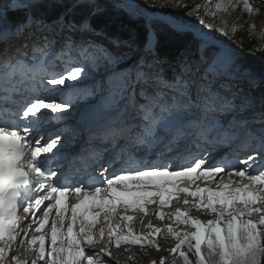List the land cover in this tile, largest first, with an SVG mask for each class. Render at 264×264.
Instances as JSON below:
<instances>
[{
  "label": "snow or ice",
  "instance_id": "1",
  "mask_svg": "<svg viewBox=\"0 0 264 264\" xmlns=\"http://www.w3.org/2000/svg\"><path fill=\"white\" fill-rule=\"evenodd\" d=\"M240 6L261 11L219 0L208 14ZM104 16L100 0H0V264L18 237L36 253L31 264H109L112 247L160 251L164 234L176 243L150 264H264V67L219 39L242 22L215 33L203 18L191 29L172 24L187 38L166 48L150 19L119 35ZM221 148L230 155L214 158ZM180 194L185 209L165 212ZM150 204L168 222L137 234L127 213L147 216ZM21 210L31 219L18 231ZM106 232L104 247L86 252ZM11 264H21L16 255Z\"/></svg>",
  "mask_w": 264,
  "mask_h": 264
},
{
  "label": "rangeland",
  "instance_id": "2",
  "mask_svg": "<svg viewBox=\"0 0 264 264\" xmlns=\"http://www.w3.org/2000/svg\"><path fill=\"white\" fill-rule=\"evenodd\" d=\"M115 3H132V4H140L143 8L147 9V11L143 12L147 16L148 19L150 18H158L159 20H162L165 22L169 27L172 24H178V25H187L188 28H192L193 25H198V19L203 18L205 23H212L215 27L211 30L213 33H215V29L219 28L222 25V22L218 19L212 18L209 13V7L215 0H180V5L177 6V0H111ZM250 3L253 4L254 7H258L261 9L260 13L256 15V21L254 22L255 28L258 34H260L261 43L262 46L261 50L264 51V0H250ZM184 5H188L190 8L194 9L197 5H207V7H200L198 11H194L191 14H188L185 11ZM228 25V24H226ZM202 27V26H200ZM172 28V27H171ZM207 30V29H206ZM220 40H223L221 37H219ZM233 48V47H232ZM234 49V48H233ZM236 55L241 58V55L234 49ZM74 115V114H73ZM197 184L200 187L207 186L205 182L203 181H197ZM195 185L193 186V188ZM185 194L179 195V201L173 200L172 206L170 208H165V212H171L175 208L179 207L182 210L185 209V205L183 204V200L185 199ZM190 201L192 200L191 197H187ZM148 211L149 214L145 216L143 213H140L139 211L136 212H129L128 215H132L135 217V220L132 223L133 230L137 234L145 233L148 231L146 226L144 227V224L146 225L151 222L157 227H164V225L168 221H160L154 218L152 215L154 211L157 208V205H148ZM118 212L123 215V209H118ZM190 214L196 218H199L203 221H207L211 219L208 214L196 211L195 209H192ZM100 223L97 225L96 231L98 233L99 228L103 226L104 220L103 216L100 217ZM143 221L141 224L140 222ZM103 222V223H102ZM116 220H113V223L115 225ZM102 225V226H101ZM121 228L124 227V224L119 225ZM144 227V228H143ZM183 227V226H181ZM79 229V225H77V230ZM18 231L20 229H17ZM50 231V230H49ZM34 233V234H33ZM30 234L39 236L40 233L31 232ZM19 238V237H18ZM105 239L108 240L107 232L105 233ZM18 242V239H17ZM17 242L13 243V247L15 249ZM157 243H159L161 250L156 251L155 248H145L141 249L139 246L136 245H122L119 249L112 247L110 250L112 252V257L109 260L108 257H103L105 260H109V264H150V261L152 260H159L163 256H167L168 254V248L173 247L175 245V240L171 237L167 236V234H164L163 237L157 239ZM102 247H104L103 244L97 243L94 248H89L87 245H85L86 252H98ZM19 247H16V250H19ZM27 250V248H26ZM130 253L134 255L135 259H129V256L126 254ZM31 257L34 258V260L37 259L36 254L33 255L31 253ZM29 260V259H28ZM26 261L25 264H30L29 261ZM5 264H9V260L4 261ZM37 264H40V262L37 260Z\"/></svg>",
  "mask_w": 264,
  "mask_h": 264
},
{
  "label": "trees",
  "instance_id": "3",
  "mask_svg": "<svg viewBox=\"0 0 264 264\" xmlns=\"http://www.w3.org/2000/svg\"><path fill=\"white\" fill-rule=\"evenodd\" d=\"M219 0H215L209 7V12L215 10V4ZM100 3L104 6L105 16L103 20L111 21L110 31L119 34L126 35L129 32H142L146 23L147 16L145 14H126L127 10L119 11L117 6L123 3H115L111 0H100ZM212 17V16H211ZM223 23L226 22L227 27H231L238 21L242 22V28L232 38L221 37L224 42L233 47L240 55L239 58L246 65H249L257 70L264 67V51L261 49V37L257 33L256 28H249V24H254L256 21V15L247 16L243 13L242 6L231 9L228 13H217L215 17ZM153 27L161 36V45L166 48H178L186 40V34L173 31L165 22L158 18H150ZM243 38V39H242ZM209 217L212 219L209 215ZM168 255V254H167Z\"/></svg>",
  "mask_w": 264,
  "mask_h": 264
},
{
  "label": "bare ground",
  "instance_id": "4",
  "mask_svg": "<svg viewBox=\"0 0 264 264\" xmlns=\"http://www.w3.org/2000/svg\"><path fill=\"white\" fill-rule=\"evenodd\" d=\"M80 148V145L79 144H75L74 146H70L68 151L69 152H75L77 151L78 149ZM214 151V158H219V156H221L222 154H226V155H230L228 153V150L227 149H213ZM76 165H69V170H73L75 168ZM119 169V168H117ZM117 169H115L114 171H116ZM223 179L225 181H227L228 179H230L227 175H224ZM232 179H238L236 177H233ZM246 182V181H245ZM38 194V193H37ZM71 203H75L76 201L75 200H71L70 201ZM149 213V211H148ZM28 215V220L31 219V215L30 214H27ZM39 217H42V212L37 214ZM28 220H26V214L21 210L19 211V229H23L25 228L26 224L28 223ZM135 220V219H134ZM118 222V221H117ZM116 222V223H117ZM103 223V222H102ZM141 223V222H140ZM104 224V223H103ZM142 224V223H141ZM113 225H115V223H113ZM102 226V225H101ZM146 226V223L144 224V227ZM143 227V228H144ZM34 234V233H33ZM32 235V234H31ZM107 243V240L104 239V243H101V244H106ZM16 247H19V238H18V242H17V245ZM16 247L14 249V247L12 246V253L11 255H16L18 257V260L21 262V264H25L27 263L26 261L28 260L29 263L31 264V261L34 260V258L31 257V253L33 255H35L36 253L32 252L29 250L28 246L27 245H24L23 247H20L19 250H16ZM27 248V250H26ZM11 255L9 256V258L7 260H9V264H11ZM6 262V261H5ZM5 264V263H4Z\"/></svg>",
  "mask_w": 264,
  "mask_h": 264
}]
</instances>
